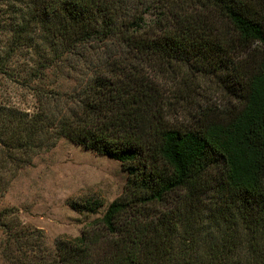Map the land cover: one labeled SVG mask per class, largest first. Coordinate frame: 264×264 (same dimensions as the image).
Returning <instances> with one entry per match:
<instances>
[{
    "label": "trees",
    "instance_id": "obj_1",
    "mask_svg": "<svg viewBox=\"0 0 264 264\" xmlns=\"http://www.w3.org/2000/svg\"><path fill=\"white\" fill-rule=\"evenodd\" d=\"M16 55L35 100L0 103V170L64 137L127 176L101 217L49 250L1 203L0 174L4 260L264 264V0H0V74Z\"/></svg>",
    "mask_w": 264,
    "mask_h": 264
},
{
    "label": "rangeland",
    "instance_id": "obj_2",
    "mask_svg": "<svg viewBox=\"0 0 264 264\" xmlns=\"http://www.w3.org/2000/svg\"><path fill=\"white\" fill-rule=\"evenodd\" d=\"M25 62L24 56L16 55L13 74H0V103L28 110L35 98L29 89L32 87L25 83L24 73L20 71V64ZM48 80H55V88L61 90L72 84L71 79H63L53 72ZM212 97L214 102H220L218 94ZM180 120L178 115L172 116V121ZM10 168L8 165L0 170L2 184L6 185L1 203L16 208L24 226L42 230V247L49 250L54 248L58 236H77L88 223L101 217L107 205L121 194L127 176L119 161L87 150L64 137L51 148L33 155L12 177ZM95 199L102 205L94 211L76 210L69 204ZM3 236L0 230V241ZM0 264L12 263L4 260L0 252Z\"/></svg>",
    "mask_w": 264,
    "mask_h": 264
}]
</instances>
